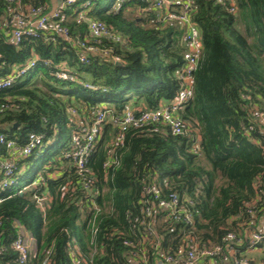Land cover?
<instances>
[{"label":"trees","instance_id":"trees-1","mask_svg":"<svg viewBox=\"0 0 264 264\" xmlns=\"http://www.w3.org/2000/svg\"><path fill=\"white\" fill-rule=\"evenodd\" d=\"M86 1L87 16L117 36L102 39L101 47L118 57L121 65L95 56L82 66L74 47L60 39L55 43L27 39L13 45L3 23L6 0H0V79L33 57L38 60L28 79L0 91V135L18 147L31 134L42 135L45 144L42 151L18 163L25 174L39 161L22 193L9 189L0 193V264H17L11 247L15 223L36 239V256L28 264H40L48 252L51 264H73L68 244L74 243L86 257L93 244L97 247L91 264H134V249L123 241L136 245L141 240L142 226L134 225L133 219L142 187L150 182L158 184L164 195L174 192L193 202L190 227L154 214L150 239L159 253L174 255L185 233L199 243L221 245L227 232L240 231L239 224L256 228L264 220V143L251 122L250 109L253 105L264 111V0H237L236 14L216 0H195L190 18L199 29L203 49L194 73L193 98L181 113L190 130L187 136H174L165 125L157 126V131L154 126L129 130L116 150L119 166L104 169L113 134L105 129L89 161L103 190L97 199L100 213L93 238L88 224L92 216L74 203L76 196L83 198L77 177L62 158L75 128L70 111L82 107L92 116L105 104L121 114L129 108L154 110L160 102L171 101L179 89L176 72L182 64V47L179 27L157 22V13L145 0H122L119 10L114 9L115 0L110 4L79 0L61 13L72 38L87 32L75 18V9ZM22 2L47 8L52 3ZM43 61L51 67H43ZM61 62L77 73L80 83L54 79L53 67ZM81 82L106 91L87 90ZM5 157L0 145V160ZM38 174L42 184L32 186ZM42 195L48 196L44 213L34 199ZM147 248L151 254V245Z\"/></svg>","mask_w":264,"mask_h":264},{"label":"built area","instance_id":"built-area-1","mask_svg":"<svg viewBox=\"0 0 264 264\" xmlns=\"http://www.w3.org/2000/svg\"><path fill=\"white\" fill-rule=\"evenodd\" d=\"M230 13H237V0H216ZM157 13V22L160 24L173 23L181 30L180 45L182 47V64L176 72L179 89L171 101L160 102L158 108L136 109L129 108L121 114H116L111 108L103 104L93 112L89 122L75 126L71 134L69 145L62 152V158L66 160L74 170L77 184L83 193V198L75 197V206L92 218L88 221L92 238L96 234L95 218L100 213L97 199L103 190L96 184V178L89 168L91 155L95 146L101 139L106 128L113 130L111 140L106 149V160L103 168L119 166L116 150L124 143L125 134L132 129H142L147 126L165 125L169 127L174 136H187L190 125L182 117L188 103L193 98L194 73L197 70L202 53V39L197 25L191 21V12L195 8V0H145ZM79 3V0H63L58 6L33 7L24 4L22 0H6L3 23L8 30L9 42L19 45L22 40L43 39L45 43H55L63 40L70 43L75 49L77 62L82 66L90 64V59L95 56L103 57L112 63H121L119 58L110 54L101 47L102 39H115L117 36L102 22L87 16L89 1L80 4L75 9L76 20L86 25V33L83 37L72 38L69 28L63 24L62 11ZM122 0L114 1V9L119 10ZM38 60L33 57L25 65L12 68L6 77L0 79V91L11 88L16 81H25L34 74ZM43 67L50 68L49 61L41 63ZM52 76L57 81L80 83L77 73L67 67L65 62L54 66ZM81 85L90 91L105 92L100 86L90 82ZM3 108V105L1 106ZM70 116L75 112L70 111ZM250 118L263 139L264 143V111L251 106ZM251 130V129H250ZM0 145L4 146L6 157L0 160V193L5 190H13L22 193L24 186L19 187V179L23 169L18 168V163L32 155L34 151H42L45 144L42 135L31 134L27 143L18 147L14 140H6L0 135ZM198 146L193 147L196 152ZM204 164H208L202 159ZM32 168V167H31ZM30 168V170H31ZM37 170V169H36ZM36 172V171H35ZM35 173L32 175V177ZM29 179V181L32 179ZM28 181V182H29ZM42 184L38 174L31 181V185ZM47 195L35 197L38 209L44 213L47 204ZM138 215L133 219L134 225L142 226L143 234L138 236L141 240L134 245L130 240H124L123 245L131 247L134 264H264L256 263L247 256L248 252L264 249V233L256 228L241 226L240 231H229L222 238V244L211 245L199 243L190 234H184L182 244L174 255L159 253L157 244L150 239L154 234L152 219L155 213L163 215L165 221L181 222L190 227L193 225V214L190 209L193 202L185 197H180L174 192L163 194L161 187L155 182L142 187L140 200L138 201ZM248 213H251L248 210ZM264 227V220H261ZM16 237L11 244L16 253L17 264H28L36 256V239L22 225L15 223ZM136 234V232H134ZM92 244V240H91ZM151 245L153 252L148 253L147 245ZM68 251L73 264H91L93 257L98 253L93 244L88 257L84 256L80 248L74 243L68 244ZM50 253L42 259L40 264H51Z\"/></svg>","mask_w":264,"mask_h":264},{"label":"crops","instance_id":"crops-1","mask_svg":"<svg viewBox=\"0 0 264 264\" xmlns=\"http://www.w3.org/2000/svg\"><path fill=\"white\" fill-rule=\"evenodd\" d=\"M51 1H52L51 6H53V7L58 6L57 0H51ZM71 116L72 117H75V120L74 119L73 120H74V122L76 124L87 123V122L90 121V119L92 117L90 114H88V115H82V114H76V113H74ZM80 117L82 119H80ZM80 120H83V121H80ZM240 225L241 224H239L238 227L241 229V226ZM256 229H258L259 231H261L262 233H264V227H263L261 221L256 225ZM247 256L249 258H251L254 262L261 263L262 261H264V259H263V257H264V249L248 252L247 253Z\"/></svg>","mask_w":264,"mask_h":264},{"label":"rangeland","instance_id":"rangeland-1","mask_svg":"<svg viewBox=\"0 0 264 264\" xmlns=\"http://www.w3.org/2000/svg\"><path fill=\"white\" fill-rule=\"evenodd\" d=\"M113 0H109V4L112 2ZM50 9H52L53 8V6H51L50 5V7H49ZM131 16H134V14H131ZM136 16H140V14L138 13H136ZM238 29H239V31L240 32H244L243 31V26L242 25H239L238 26ZM74 106H76V105H74ZM76 109H72V111H74L76 114H82V115H88L87 114V110L86 109H84V108H82V107H78L77 108V106L75 107ZM71 113V112H70ZM71 118L72 119H74L75 120V117H72L71 116ZM79 118V117H78ZM80 119H82L81 117H80ZM80 121H83V120H80ZM74 123V125L75 126H78L79 124H76L75 122H73ZM81 124V123H80ZM60 143V142H59ZM38 166H39V161L37 160L36 161V163L34 164V165H32V168H31V170L28 172V173H23V171H22V174L20 175V179H19V187H21V186H23V185H25L28 181H29V179L32 177V175L35 173V171H36V169L38 168ZM263 259H264V257H263Z\"/></svg>","mask_w":264,"mask_h":264},{"label":"water","instance_id":"water-1","mask_svg":"<svg viewBox=\"0 0 264 264\" xmlns=\"http://www.w3.org/2000/svg\"><path fill=\"white\" fill-rule=\"evenodd\" d=\"M61 1H63V0H57V3L59 4ZM115 65H121V63H117V64H115Z\"/></svg>","mask_w":264,"mask_h":264}]
</instances>
